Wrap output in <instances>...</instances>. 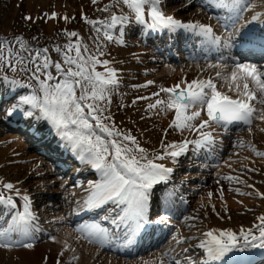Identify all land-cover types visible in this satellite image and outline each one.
<instances>
[{
	"label": "snow or ice",
	"instance_id": "obj_1",
	"mask_svg": "<svg viewBox=\"0 0 264 264\" xmlns=\"http://www.w3.org/2000/svg\"><path fill=\"white\" fill-rule=\"evenodd\" d=\"M96 2L97 0H93V3ZM115 2L126 6L134 14L135 21L147 30L152 32L166 30L169 33L183 30L202 38L206 51L220 50L221 40L210 25L198 22L184 23L172 15H166L160 7L161 0H115ZM211 2L232 14L228 19L232 21L233 26L243 19L242 13L251 7L248 0ZM104 11H107V8ZM258 18L254 15L252 21ZM24 19L31 21L32 17L26 16ZM48 19H57L56 14L53 13ZM64 19L67 21L69 18ZM85 22L92 24L98 34L103 28V39L112 41L113 36L109 30L121 26L122 37L123 25L129 23V17L113 14L110 21ZM65 35L69 42L63 47L55 46L52 49L59 55V61L52 59L47 47L34 48L22 37L0 38V73L7 68L12 73L24 74L27 81L8 80L7 76L3 79L14 89L31 90L29 94L20 96L18 102L9 109L8 115L16 113L24 118L46 121L51 131L62 141V146L81 164L89 166L98 174V180L89 182L87 196L82 203L77 202L79 207L76 214L106 210L108 214L101 219L108 221L114 230L110 231L99 222H93L78 227L75 231L82 234V238L88 243L100 246L113 244L122 236L124 246L128 247L135 243L136 238L148 226L168 222L172 215L174 205L169 194L164 198L163 207L166 214L156 221L151 220L149 216L155 186L167 183L173 172V168L155 161L169 159L176 164L181 156L188 153L190 144L194 146V151L212 146L215 137L211 131L205 129L217 127L226 129L229 125L242 123L251 132L253 120L264 122V71L258 69L256 65L234 61L228 75H224L223 71H217L214 78L194 79L191 82L181 80L171 87H160L159 91L152 94L156 99L154 103L148 104V109L156 110L158 113L173 112L174 119L169 127L181 133L195 132L199 138L185 139L181 143L168 145L162 142L163 153L149 158L146 150L140 147L134 136L122 132L116 126L111 114V96L120 84L117 70L109 66L108 60L97 58V54L105 55L100 51V46H97V54H88L87 45L79 41L71 42V38L77 37V33L66 32ZM116 42L123 43V40L119 39ZM231 46L229 41L223 44L225 48ZM192 59L195 60V57ZM98 65L104 68L103 72L96 70ZM227 67L229 66H222L220 63L208 64V68ZM216 79L224 81L228 85V92L233 95L220 91ZM152 84L154 81L150 80L141 87ZM202 113L206 115V119L202 118ZM239 146L244 145L241 143ZM249 147L257 157H264V152L257 151L252 145ZM236 179L239 182V179ZM0 185L7 191L14 189L12 183L0 181ZM15 195L23 201V210L15 211L11 221L6 222L7 227L0 228V249L10 250L14 247L32 249L33 244L30 241L34 233L40 231L36 224L38 217L33 211V201L28 194H22L19 189H15ZM0 205L11 209L17 208L13 197H5L3 193H0ZM108 205L112 207L106 209ZM257 219L259 223L255 227L258 235L244 229L240 230L239 235L230 230H210L203 233L205 238L197 245L204 250L207 257L203 264L220 261H223V264H240L236 257L229 254L242 252L247 248L264 249V216ZM173 239L177 244L184 242L178 237ZM165 255L167 256V253ZM174 264L181 262L175 260Z\"/></svg>",
	"mask_w": 264,
	"mask_h": 264
},
{
	"label": "rangeland",
	"instance_id": "obj_2",
	"mask_svg": "<svg viewBox=\"0 0 264 264\" xmlns=\"http://www.w3.org/2000/svg\"><path fill=\"white\" fill-rule=\"evenodd\" d=\"M168 2L169 3L164 9L168 11L172 9L173 11L171 12L178 15L179 11H176L178 8L174 9L178 6L177 3H175L174 0L172 2ZM59 4L60 17H58L59 20L57 22H53L51 19H48V17L53 14L52 8H49L54 5L59 6ZM71 5L72 4L70 0H41L39 11H37V8L35 7V0H0V38L11 39L16 36L22 37L34 48L47 47L52 59L59 61V55L52 51V49L55 46L63 47L69 42V38L65 35L66 32H75L77 33V37L71 38L72 43L79 41L81 44L87 45L89 50L88 54H97V46H100V51L104 52L105 55L99 56L97 54V58H103L104 60L111 58L112 60L109 61V66L111 67V63L114 61L120 69L121 59L120 57L118 59L116 58L115 54H117L118 51L116 50L114 38L112 41L104 40V29L101 28V32L98 34L94 30L93 25L86 23L85 21H110V18L113 14L117 16L124 15L128 16L129 18H134V14L131 13V11L123 4H116L115 0L107 1L105 7L107 8V11L102 10L103 0L95 4H93L92 0H88V7L84 5L82 6L85 7V9L81 7V4L76 6ZM146 10L148 12V8ZM189 12H191V10ZM63 14L65 15L62 16ZM26 16L32 17V20H25L24 17ZM64 17H68L69 19L65 21ZM130 19L129 22L134 24ZM97 27H100V25H97ZM118 29L110 32V34L113 36V33ZM127 51L129 52V55H134V53L137 52L135 57H143V55L139 53V47L137 46L128 47ZM123 53H125V51H123ZM96 70L103 72L104 68L98 65ZM127 70H124L121 73L120 76L122 78L128 77ZM164 71L165 67H160L153 70L152 76L147 80L154 81V84L150 85L152 88L159 90L160 87H164L163 85L169 86L171 84L173 80L170 78V75L161 76ZM0 74H4L11 79L21 80L22 82L27 81V77L25 75H21L22 73H12L7 68H5ZM190 80H193L191 76ZM125 89L126 88L121 87V90ZM25 90L31 91L30 89ZM137 97L141 98V94H138ZM132 108L136 110L137 121L149 122L147 127H141L137 132V135L144 133V140L138 142L140 147H143L146 150L149 158H153L155 155L163 153L164 149L162 147V142L165 145L168 142L174 141L176 138L178 143H181L185 140V138H180V136H183L186 133H181L173 128H171V130L168 132V137L164 139L166 136L163 134L171 124V120L170 118L168 119V115H173V112L163 116L162 121L160 122V114L156 110H143L142 105L133 106ZM125 112L126 110L122 113ZM116 119L118 122L116 123V126L121 131L126 130L127 133H130L129 128H124L121 126L120 121L122 119ZM153 123L155 124L152 126ZM258 124L259 125L254 127L255 133H253V131L248 132V134L244 133V135L238 139L237 145L232 146V149L230 146V153L232 155L235 153H240L242 157L241 163L237 165L236 170L229 172V174H232L234 177L232 176V179L227 178L226 181H223L221 176L211 178L210 182H208V185L193 197L190 213H196L197 216L200 217V219H197L196 221L198 224L196 228L197 231H200L213 223L215 226L218 225V228L240 233L241 223H243L245 227L248 226L247 223L253 226L256 222L259 223L257 217H259L260 214L264 216V198H262L264 197V157H255V153L251 151L249 145L244 146V148L239 152L237 151V148L241 143L244 144L252 139V146H254L257 151L264 152V136H260L262 134L259 130L261 127L260 120H258ZM205 131H208V129H205ZM145 132H147L148 135H146ZM245 135H250L249 140H245ZM4 137H6L5 134H0V139ZM262 137L263 139H261ZM8 146L6 144L4 145V147H7L8 150H13L15 148L17 152L24 151V157L21 158H30L31 156L32 161L29 162L28 165H33L35 163L34 157L36 156H32V153H29L31 151L26 152L27 148L23 142L11 141L8 143ZM4 147L1 149L4 150ZM36 163H38V160ZM6 167L2 171L3 173L9 174L7 173ZM18 168L19 172L24 174L23 176L27 175L28 171L31 170L28 168ZM249 169L260 170L262 177L258 179V176L254 175V173L249 171ZM226 170L227 169H224V172H226ZM44 173L46 176L41 177V179H44V181H51V179L54 178L53 176L47 174L46 171H44ZM180 173L181 175L177 177L178 179L188 177L183 175L182 172ZM236 178L239 179V182L241 181V186L243 189H245L244 186H247L248 189L251 186L249 189L251 191V197L242 193L239 195L234 193L232 189L234 187H240V184L237 182ZM256 178L258 179V183L252 184L255 182ZM10 179H16V175L10 176ZM34 182H36V180ZM48 184H50V182H47V184L44 186L49 188L48 193H52L53 188L58 187V184H54L52 186ZM28 185L30 187L34 186V184ZM253 187L261 188V190L263 189V193H256V190H252ZM209 193H211V196H209ZM50 196L51 195L48 194L46 198ZM46 198L42 204L48 202ZM247 216H250V219L247 218ZM55 230L56 228L54 231ZM61 233H63V230H61ZM58 236L60 237L58 238ZM54 237L55 239L53 240ZM68 240L69 237H65L63 235L61 236L58 234V231H55V236L50 238L46 237L42 242L34 246L32 249L22 248L19 250L28 255L27 262H30V264H57L58 261L59 264H79L80 262L81 264H99L97 259L94 257L95 254L92 250L79 251L78 253L76 249L71 244H69ZM53 249L57 250L56 253H53ZM61 253H63V255H61ZM55 254L56 257L51 256ZM69 256H75L78 259L67 261ZM146 256L148 257L144 256V258L141 259L142 261L140 258H136L125 262L126 264H131V262L133 263L138 261L140 264H144L143 260H145L146 264H150V262L152 264H166L165 261L160 257V254H150ZM121 262L122 261L117 259L114 261L115 264H121Z\"/></svg>",
	"mask_w": 264,
	"mask_h": 264
},
{
	"label": "bare ground",
	"instance_id": "obj_3",
	"mask_svg": "<svg viewBox=\"0 0 264 264\" xmlns=\"http://www.w3.org/2000/svg\"><path fill=\"white\" fill-rule=\"evenodd\" d=\"M40 1L41 0H35V7L37 8V11H39V6H40ZM71 1V6H76V5H80L81 4V7L84 5L86 7H88V0H78V1H75V0H70ZM93 1V0H92ZM108 0H103V5H102V10L105 9L106 7V3H107ZM168 1L171 2V0H167V4L169 3ZM101 2V0H97L96 3H99ZM259 2V0H258ZM95 4V3H93ZM67 6V4H66ZM52 8V13H55L56 14V17L57 19H51V21L53 22H57L59 20L58 17H60V14H59V8H60V4L59 6H52L50 7L49 9ZM83 9H85V7H82ZM179 8V5L177 7H175L174 9H177ZM170 11H173L172 9ZM180 12L182 11H179V14ZM49 14V13H48ZM65 14H63L62 16H64ZM149 39H151L153 45H155L156 43H160V37H149ZM130 41L132 42H135L136 40H133L131 39ZM158 41V42H157ZM166 50V53L170 52V51H173V49H170V48H167L165 47L164 48ZM115 55H118L115 54ZM101 60H104L103 58H100ZM108 61L112 60L111 58H107ZM189 66V65H188ZM168 67H171V66H168ZM190 66L187 68L189 70ZM224 68H219V71H223ZM142 72L141 70H135L134 72ZM190 71H193V73H190L188 71V74L189 75H195V76H201V75H207L209 74V68H206L204 69L202 66H196L192 69H190ZM102 72V71H101ZM164 75H170V78L173 80V83H177L179 81L180 78L184 77V71L180 70V69H177L175 66L171 67V69H168L166 72L164 71L163 72ZM163 76V75H161ZM121 78L122 77H119V80L121 82ZM177 78V79H176ZM120 85V84H119ZM17 89V88H15ZM14 88L12 89V91H10L9 89H3V92L4 94H0L1 96L3 95L4 98L5 97H9L11 95H14L16 94V90ZM121 90H118L116 89L112 95L116 92H119ZM17 96V95H15ZM155 99L156 97H154V101H151V103H154L155 102ZM114 106V110L116 112L117 110V106L116 105H113ZM5 111V109H4ZM119 113L116 112V116L118 115ZM4 115H8V113L4 114L2 113V111H0V119H3L5 118V120L7 119L6 116ZM125 117L126 119L125 120H122L121 121V126L122 127H126V128H129L130 129V133L132 136H134L138 141H142L144 140V133H142L141 135H137V132L139 131V129L142 127V122H139V121H136L131 115L129 116L128 115V112L126 111L125 112ZM170 117V119L172 118V116H168ZM26 123L25 120L22 121V124L24 125ZM217 135V134H216ZM192 136V132L190 133L189 137ZM198 136V135H197ZM216 137H219V136H216ZM18 139V142H23V137L20 133H17L16 131L14 132H8L7 136H6V139L5 141H8V140H17ZM3 140V139H0V141ZM193 140H194V137H193ZM25 142V141H24ZM1 143V142H0ZM3 143V142H2ZM171 143V142H170ZM1 147H4V145L0 146V164L3 165L4 167H6V169L10 170L13 175H16V179H13V181H18L20 183V186H21V190L30 195L32 198L34 197L35 199L38 198V201L37 202H40L41 199L46 195L44 192H40L41 190H44V186L43 183V179L39 180L38 178L39 177H42L39 176V177H35L33 175H30V174H27L25 176H23L24 174H22V172H19V168L15 167L14 166V163L16 162V159H10L9 156H8V149H4L2 150ZM193 152H194V148L192 149V151L189 153L188 157L191 158L192 155H193ZM64 155H70L72 156V154H70L68 152V150H66L64 152ZM32 156H36V154H32ZM31 157V156H30ZM60 160V158L58 159ZM32 161V160H29V162ZM17 162L20 163L19 167L20 168H27L25 167L24 164H22V161L21 160H17ZM167 167H171L173 166L174 164L171 162V160L169 159H166L164 161H157V163H162ZM27 163V162H25ZM29 169V168H28ZM193 169V168H192ZM54 173V172H53ZM40 174V173H39ZM82 174V171L81 170H73L71 172V176L74 177L76 175H81ZM189 174H192L191 176V180H197V179H200L201 175L200 173L198 172H191V173H187V175ZM67 178H70V176L68 175L66 177V180L65 182H63V197L68 199V200H75V205H74V209L72 210L71 206L68 205V207L66 208V210L64 211V215H62L60 217L64 219L65 217V214H67L68 216V220H67V223L70 222L72 220V216H73V212L75 211L76 213V210L78 209L79 205H78V201L82 203L83 199L87 196V192H84L83 188H81L80 185H78V188L74 187V184L72 182V179L70 180H67ZM92 178H97V177H92ZM91 178L90 182L93 181V179ZM27 179V180H26ZM36 180V182H34ZM0 181H3L4 183H6L4 181V176H0ZM28 184L30 185H33V187H30ZM73 184V185H72ZM89 184V183H88ZM198 185H192V188L191 189H196ZM15 189H17V186H14V189L12 191H7L5 189H3L1 191V193H4L6 196H12L14 197V195H11L10 193L12 194H15ZM157 190L160 189V186L156 187ZM179 189H175V192L174 193H171V192H167V195L169 196V194H171V196H173V199L174 200H171V202L173 203L174 206H179L178 204V200L176 198H174V194L175 193H178ZM7 192V194L5 193ZM40 192V193H39ZM55 194H61V191L60 189H58L57 191H55ZM186 200H188L186 198ZM164 205V204H163ZM34 207V210H35V206L33 205ZM174 209V207H173ZM98 211V210H96ZM96 211H90L89 213H95ZM4 212V205H1L0 206V215ZM62 211H59V212H54L55 214H63L61 213ZM81 213V212H80ZM189 215V214H188ZM163 216V215H162ZM248 218L250 219V216H248ZM176 220L174 219V217H171L170 216V219L168 222L166 223H170V222H175ZM193 221H195V219H193ZM102 225V223H100ZM191 225V227H190ZM196 225L195 222L193 223H190L187 225V228H193L194 226ZM111 227H113L111 224L109 226V230H111ZM49 228V227H48ZM242 228V226H241ZM59 229V235H63L65 237H69L71 238V245H73L76 249V251L79 253V250H81V242L80 241H77L75 240L72 236H71V233H72V230H70L67 226H66V229H63V233H61V229L62 228H58ZM180 229V226H179V223L177 224V228L175 230V232L173 233L172 237L174 238V236H176V233L179 231ZM209 229H214V230H217V231H220V228H218V225H214L213 228L210 226ZM245 230V228H242ZM52 230H54V227H52ZM190 231V230H189ZM60 236H58L59 238ZM76 237L78 238V236L76 235ZM171 238V241H172V244L170 246V248L168 249V255H174L176 257V260H180L181 264H183V261H186V263L184 264H197V262L199 261L197 259V256H201V260H205L206 258L204 257L206 254L203 252L204 250L200 249L199 247H197V245L200 243L201 240H203L205 237L203 236V233L202 232H198L196 230H194L191 235L187 238V242L190 243L189 244V247H190V250L192 252H190V250L187 249V245L188 243L185 242L184 244H177L176 243V240ZM57 247V246H55ZM184 249H187V251L185 252ZM57 250L53 249V253H56ZM195 255H194V254ZM51 256H55L56 257V254L55 255H51ZM54 257V258H55ZM73 257L75 256H69L67 258V261H73ZM95 257V255H94ZM84 260V259H83ZM28 261V255H26L23 251H20V250H17V249H0V264H30V262H27ZM218 263V262H216ZM215 262H213V264H216ZM81 264V262L79 263Z\"/></svg>",
	"mask_w": 264,
	"mask_h": 264
}]
</instances>
